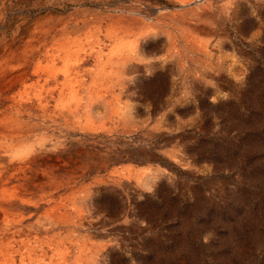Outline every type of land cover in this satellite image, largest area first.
<instances>
[{"label":"rangeland","instance_id":"1","mask_svg":"<svg viewBox=\"0 0 264 264\" xmlns=\"http://www.w3.org/2000/svg\"><path fill=\"white\" fill-rule=\"evenodd\" d=\"M0 56V264H264V0H0Z\"/></svg>","mask_w":264,"mask_h":264},{"label":"clouds","instance_id":"2","mask_svg":"<svg viewBox=\"0 0 264 264\" xmlns=\"http://www.w3.org/2000/svg\"><path fill=\"white\" fill-rule=\"evenodd\" d=\"M52 141L45 140L43 143L30 139L25 144L19 145L7 152L9 163H18L30 159L39 151H55Z\"/></svg>","mask_w":264,"mask_h":264},{"label":"bare ground","instance_id":"3","mask_svg":"<svg viewBox=\"0 0 264 264\" xmlns=\"http://www.w3.org/2000/svg\"><path fill=\"white\" fill-rule=\"evenodd\" d=\"M179 1H181V2H185L186 0H179ZM5 47V46H4ZM45 48V47H44ZM6 51V50H5ZM1 57V56H0ZM11 57V56H10ZM27 58V57H26ZM10 59V58H9ZM6 60V59H5ZM3 61V60H2ZM25 62H27V61H25ZM18 62H16V64H17ZM9 64V63H8ZM9 66H11V65H8V67ZM2 67H3V65H2ZM12 67V66H11ZM14 69V68H13ZM18 69V68H17ZM22 69V68H21ZM15 71H17V70H15ZM18 71H19V69H18ZM21 72V71H20ZM7 74H8V71H7ZM12 74V73H11ZM10 74V75H11ZM18 76V75H17ZM5 77V76H4ZM7 79V78H6ZM2 80V79H1ZM6 81V80H5ZM1 83V82H0ZM9 84V83H8ZM3 85V84H2ZM8 86V85H7ZM16 86V85H15ZM6 87V86H5ZM4 91V90H3ZM9 116H11V115H9ZM15 116V115H14ZM14 127V126H13ZM41 127V126H40ZM3 129V128H2ZM11 130V129H10ZM13 130V129H12ZM15 132V131H14ZM23 132V131H22ZM24 135V134H23ZM6 136V135H5ZM18 137V136H17ZM2 141V140H1ZM23 141V140H22ZM8 142H9V140H8ZM15 142V141H14ZM40 142V141H39ZM6 144V143H5ZM22 144V143H21ZM6 146V145H5ZM17 146V145H16ZM2 149V148H1ZM10 150H11V148H10ZM4 152H6V151H4ZM7 153V152H6ZM52 159V158H51ZM26 161V160H25ZM31 162V161H30ZM33 163H35V162H33ZM11 165V164H10ZM3 166V165H2ZM32 167H34V166H32ZM36 167V166H35ZM4 168H5V166H4ZM13 168V167H12ZM33 170V169H32ZM24 173V172H23ZM16 174V173H15ZM48 177V176H47ZM1 182H2V180H1ZM21 184V183H20ZM2 186V185H1ZM10 186V185H9ZM7 192H8V190H7ZM14 192V191H13ZM2 195H5V193H3ZM14 196H16V195H14ZM2 197V196H1ZM7 198V197H6ZM18 198V197H17ZM4 199V198H3ZM12 199V198H11ZM8 200V199H7ZM14 200V199H13ZM20 200V199H19ZM12 201V200H11ZM16 202V201H15ZM16 204V203H15ZM14 204H12V206H13Z\"/></svg>","mask_w":264,"mask_h":264}]
</instances>
